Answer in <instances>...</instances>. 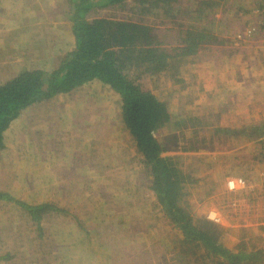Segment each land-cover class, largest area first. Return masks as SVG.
Segmentation results:
<instances>
[{
    "label": "rangeland",
    "instance_id": "obj_1",
    "mask_svg": "<svg viewBox=\"0 0 264 264\" xmlns=\"http://www.w3.org/2000/svg\"><path fill=\"white\" fill-rule=\"evenodd\" d=\"M188 1L175 6L178 18L157 14L147 21L160 29V38L166 34L171 46H180L189 29H205L209 32L193 34L217 37L218 26L216 32L230 34H222L229 45L248 52H243L244 61L255 57L253 51L264 50L263 0H224L208 10V17L203 14L206 19L194 10L213 4ZM26 7H32L30 15L10 11ZM70 8L69 0H0V84L26 71L19 57L25 48L33 50L32 66L40 65V50L52 48L55 32L69 48ZM136 8L128 0L121 7L96 8L88 16L136 19ZM216 14L221 24L213 20ZM250 26L256 28L255 36L246 35ZM13 27L18 29L12 31ZM20 32L31 34L20 37ZM222 36L218 33L216 43ZM18 41L19 51L13 48ZM203 57L204 53L186 58L178 71L158 79H140L145 90L167 104L172 116V124L157 139L166 148L164 155L197 180L186 186L183 206L195 218L218 214L227 248L240 241L263 247L264 123L236 139L210 131V126H220L221 117L207 115ZM48 67L41 70L53 71ZM61 95L25 110L6 131L0 150V192L63 212L44 214L38 227L21 207L1 200L0 264H179L175 258L181 256V247L186 248L180 245L181 232L151 190L152 178L121 123L119 97L98 83ZM258 96L264 101V89ZM248 134L263 141L252 143ZM229 177L242 178L246 186L230 192L225 180ZM200 254L191 259L211 264Z\"/></svg>",
    "mask_w": 264,
    "mask_h": 264
},
{
    "label": "trees",
    "instance_id": "obj_2",
    "mask_svg": "<svg viewBox=\"0 0 264 264\" xmlns=\"http://www.w3.org/2000/svg\"><path fill=\"white\" fill-rule=\"evenodd\" d=\"M69 1L74 49L63 56L59 67L53 71L26 70L0 84V150L5 145L6 131L24 110L98 81L119 96L121 123L133 138L152 178L151 190L174 228L181 232L180 245L186 248L181 247V256L177 255L175 261L202 264L201 260H192L191 255L203 250L205 255L199 256L211 264H264V246L250 247L240 241L235 248L229 249L223 243L226 231L223 226L205 217L195 218L183 206L186 186L197 180L180 171L171 158L164 155L166 148L157 136L172 124V116L167 104L145 90L140 81L144 77L158 79L163 73L178 71L184 59L195 56L201 45L212 43L217 37L193 34L209 31L188 28L185 40L173 47L166 35L160 38V29L147 23L150 16L157 14L172 20L178 18L175 6L180 8L188 0H132L137 6L136 19L127 20L88 15L96 8L121 7L128 0ZM196 1L203 5L213 4L207 10H194L208 17L211 12L208 10L218 7L224 0H192L191 3ZM169 23L174 24V21ZM217 132L222 130L217 129ZM1 200L21 207L38 227L44 214L63 212L51 204L29 205L3 192H0Z\"/></svg>",
    "mask_w": 264,
    "mask_h": 264
},
{
    "label": "crops",
    "instance_id": "obj_3",
    "mask_svg": "<svg viewBox=\"0 0 264 264\" xmlns=\"http://www.w3.org/2000/svg\"><path fill=\"white\" fill-rule=\"evenodd\" d=\"M31 8L32 7H26L21 11H17L12 8V10L10 11L12 14L16 12V14L27 13L30 15ZM35 14L36 12L33 13L34 18ZM214 17L217 19V24H221L218 14L213 16V20ZM16 19L19 18L16 17ZM16 29L18 28L13 27L12 31H16ZM217 30H219L218 26L214 27V34L217 36V38L218 33H221V36L222 34H225L227 36L230 35L227 34V32H216ZM29 34H31V32H20V37ZM13 35L19 37L18 32H13ZM55 35L56 43L52 45V48L50 50L41 48V50L43 51L40 50V54L38 55V62L41 63L40 65L36 67L32 66L35 63V58H33L34 53L32 49L25 48V50L20 53L19 57L22 59L21 61H25L26 63V70L45 69V66H49L48 68L55 70L60 65L62 53L66 54L74 49L75 42L72 32L71 35H68V41L70 42H68L69 48L67 47L66 39L63 38L60 40V32H55ZM184 40L185 36L182 41ZM216 41L217 40L209 44L201 45L197 53L198 55H200V57L202 53H204V57L200 60L205 61V103L206 108L210 112V114L209 112H207V115H215L221 117L220 126L213 127L209 125V128L210 131L220 128L223 133L232 134L231 136L237 138L243 136L245 131H249L252 133L253 129L261 128L260 125H263L262 123H264V113L261 112V107L264 105V101L263 97L258 96L260 93V89H264V50H261L259 52L253 51V53L257 54L249 62L242 59L245 48H238L237 46L229 45L231 43L230 40L223 36L221 41L218 40L217 43ZM177 42H175V44ZM15 43L16 44L13 45V48L19 51L18 47L21 45L20 42L18 41ZM245 53L248 54V52L246 51ZM46 63H48V66L46 65ZM259 71L260 73H258ZM91 83H98L102 85L98 81H93ZM91 83L86 84L77 90L84 89ZM114 95L116 97H119L115 93ZM61 96L62 95H58L52 99ZM213 102H215V104H213ZM35 105L37 104H34L29 108L34 107ZM256 124L258 125L256 126ZM206 130H208V127L206 128ZM248 135L252 138L250 139L251 141H253L252 143H260L261 141H263L261 138L254 139L252 137V134ZM230 178L233 177H229L225 180H228Z\"/></svg>",
    "mask_w": 264,
    "mask_h": 264
},
{
    "label": "built area",
    "instance_id": "obj_4",
    "mask_svg": "<svg viewBox=\"0 0 264 264\" xmlns=\"http://www.w3.org/2000/svg\"><path fill=\"white\" fill-rule=\"evenodd\" d=\"M263 7H264V0H263ZM262 13L264 15V8L262 10ZM255 32H256V28L253 26H250L246 29L247 36H250V35L255 36L256 34ZM227 186L230 192H235V191L242 190L246 186V182L242 178L233 177L227 180ZM207 219L215 223H218V224L221 223V218L215 212H211Z\"/></svg>",
    "mask_w": 264,
    "mask_h": 264
}]
</instances>
